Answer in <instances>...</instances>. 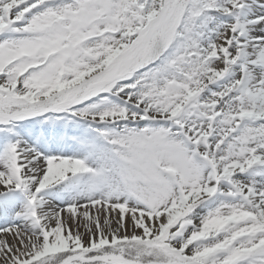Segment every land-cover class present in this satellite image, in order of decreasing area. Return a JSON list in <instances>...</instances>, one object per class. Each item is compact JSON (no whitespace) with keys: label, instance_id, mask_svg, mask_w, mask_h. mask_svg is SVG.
I'll return each mask as SVG.
<instances>
[{"label":"snow or ice","instance_id":"obj_1","mask_svg":"<svg viewBox=\"0 0 264 264\" xmlns=\"http://www.w3.org/2000/svg\"><path fill=\"white\" fill-rule=\"evenodd\" d=\"M0 264H264V0H0Z\"/></svg>","mask_w":264,"mask_h":264}]
</instances>
